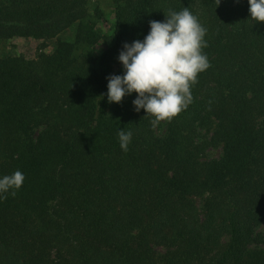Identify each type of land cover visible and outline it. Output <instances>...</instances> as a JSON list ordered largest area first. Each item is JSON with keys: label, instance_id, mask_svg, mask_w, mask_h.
<instances>
[{"label": "trees", "instance_id": "obj_1", "mask_svg": "<svg viewBox=\"0 0 264 264\" xmlns=\"http://www.w3.org/2000/svg\"><path fill=\"white\" fill-rule=\"evenodd\" d=\"M113 4L104 30L96 0H0V41L42 42L0 57V175L25 174L0 199V264H264V22L248 0ZM184 7L209 67L158 132L136 93L108 102L107 77Z\"/></svg>", "mask_w": 264, "mask_h": 264}, {"label": "clouds", "instance_id": "obj_2", "mask_svg": "<svg viewBox=\"0 0 264 264\" xmlns=\"http://www.w3.org/2000/svg\"><path fill=\"white\" fill-rule=\"evenodd\" d=\"M220 2V0H219ZM251 19L264 22V0H248ZM143 40L125 42L118 60L123 74L107 77L109 103H120L125 96L136 93L135 111L144 109L151 115L153 127L171 120L191 102V86L198 74L209 67L206 28L188 7L166 14L164 21L152 20ZM120 147L128 150L132 133L120 128ZM25 174L17 169L0 175V199L15 196L23 186Z\"/></svg>", "mask_w": 264, "mask_h": 264}, {"label": "rangeland", "instance_id": "obj_3", "mask_svg": "<svg viewBox=\"0 0 264 264\" xmlns=\"http://www.w3.org/2000/svg\"><path fill=\"white\" fill-rule=\"evenodd\" d=\"M96 1L100 5V7L103 8V11L105 12V14H107L110 20L107 23L108 25L98 22L99 23L98 26L102 27V29L104 30H107L114 19V7H113L114 0H96ZM86 25L98 27L96 22L92 23L90 22V20L86 23ZM64 37L70 38L71 35H66ZM41 44L42 42L35 41L32 39H24V38H13L7 41H0V57L7 55L9 56L23 55L26 58H31L36 56L37 51L41 46ZM48 50H50V48ZM120 69L123 70L122 65L120 66ZM164 121H161L156 125V129L158 132H163V130H165L166 126ZM213 156H217V154H214ZM261 231L264 234V228H262Z\"/></svg>", "mask_w": 264, "mask_h": 264}]
</instances>
